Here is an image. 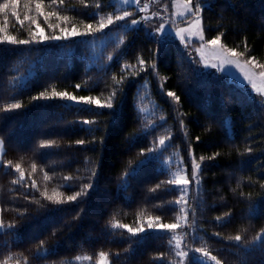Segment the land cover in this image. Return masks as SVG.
I'll return each mask as SVG.
<instances>
[{"label":"trees","instance_id":"obj_1","mask_svg":"<svg viewBox=\"0 0 264 264\" xmlns=\"http://www.w3.org/2000/svg\"><path fill=\"white\" fill-rule=\"evenodd\" d=\"M226 5L227 8L224 10ZM222 10L226 19H221ZM44 23L41 20L42 26ZM219 24L225 27L218 28ZM205 25L206 35L209 38L218 31H224V43L243 50L246 41L250 54L264 62V0H231L230 3L229 0H215L214 10L205 11ZM73 40L71 44L68 41H55L51 45L49 42H44L40 50L33 51L22 64L14 52H4L0 55V90H4L6 94L12 92L13 87L8 83L9 79L21 73L25 77L15 86L22 93L17 99L22 100L25 107L8 113L6 118L4 113H0V136L6 139V159L20 161V158L24 157L22 163L28 170L25 179L29 182L31 178H35L39 185L45 183L41 169L38 168L35 174L30 173L32 159L40 165H46L49 171L76 175L78 168L81 169V174H84L85 160L91 157L102 162L99 189L86 198V202L79 207L75 202L68 205H52L48 202L49 207L42 209L31 205L28 214L21 218L14 209L29 205L24 195L18 194L26 190L21 185L11 184L18 175L14 169L8 170L0 166V185H3L4 189L0 193V206L4 209V219L19 221L13 232L8 234L0 232V260H4L8 253H24L30 256L29 250H34L38 240L48 238L49 245H55V251L44 256L43 264L64 257L71 259L78 254L82 257L91 255V260L79 261L77 264H97L100 259L98 253L101 250L113 254L111 257L113 264H152L157 252L169 251L167 236L153 234L149 230L150 234L143 239V242L139 246L134 245L135 251L127 254L125 249L128 248L130 234L126 229L113 232L107 226L114 215L115 219H119L122 223L136 226L139 223V213L144 210L145 205L148 213L161 215L165 221L174 220V213L178 211H169L167 208L160 211L152 207L156 200L145 199L149 194V187L167 178L161 174L159 160L146 162L136 178L131 181L132 186L127 191L119 186V178L129 158L136 157L141 147H150L154 136L164 134L162 129H157L155 133H149L138 139L130 148L129 134L139 131L141 127L137 121L136 103L139 102L137 88L143 83L146 74L141 73L127 85L124 98L116 108L115 119L108 125L103 147L98 143L75 145L76 139H90V137H86L78 125L70 123L76 117L73 112L62 106L63 101L42 99L29 102L30 96L51 85H55L58 90L67 89L70 92L75 91L78 95H87V91L76 90L74 85L82 83L89 77L92 78L89 83H93L104 76L102 65L109 63L106 54L112 51L113 45L109 43L107 46H102L98 43L93 48L89 44L81 43L79 37ZM177 45L179 49H183L179 40H175L166 50H161L157 54L160 75L168 76L169 79L165 81L164 89H161L155 75L148 74L150 99L162 105L167 112L165 127L173 126V147L181 150L187 163L190 164L187 152L188 141L184 138V130L181 129L179 120L176 119L174 102L166 96L167 89L175 90L181 96L182 106L179 111L185 114L183 120L187 125L188 138L197 158L200 155L207 157L213 152H221L216 160L204 161L206 168L203 172L202 187L206 210L200 213L202 217L200 223L203 225L200 235L206 236L214 254L224 258L226 264H235L237 258L228 250L229 242L224 237L235 234L241 227L247 225L249 220L254 226L250 235L264 226V196L257 195L258 185L248 186L249 181H243L242 190L253 193L252 199L255 202L253 217L248 216V204L244 198L237 197L232 192L236 181L241 177L251 176L255 180L260 176L264 179V175L260 172L261 168H264V152L260 150V146L264 144V136H261V133H264V114L258 112L254 105L241 102V94L246 90L244 87L230 84L224 75L215 70H205L201 64H190L187 59L181 61ZM102 47L104 55L97 58ZM155 48L154 41L141 31L126 49L124 57L113 63L111 71L118 73L124 59L135 64V58L140 54L150 59ZM196 55L198 57V54ZM18 64H21L19 72L16 70ZM136 81H139V84ZM101 91H105L106 94L103 84L92 94L99 95ZM2 102L3 100H0V103ZM144 106L151 108L149 100L144 101ZM152 118L149 116V119ZM102 119H111L107 110ZM225 119L233 123L232 129L227 134L221 124ZM209 124L212 125L211 132L205 131ZM101 134L103 133H98ZM226 135H231L233 138L227 140ZM196 136H200L201 139L197 141ZM246 137L249 139L246 140ZM41 139L60 140L61 147L41 150L47 152L46 156H41L39 153L34 155L33 150ZM69 141L73 142L71 146L68 145ZM246 143L252 144L256 151L244 157H241L239 152H227L232 145L243 149ZM172 150L170 148L169 152ZM54 164L62 166L54 167ZM60 183L62 181L56 179L55 183L49 182V187H55ZM9 188H15L17 192H10ZM68 194H71V191H68ZM176 195L178 192L160 191L158 199L168 200ZM80 207L85 211L79 220H74ZM53 208L65 210L56 212L52 210ZM229 210L232 211L231 222L223 227L218 226L215 218ZM54 230L56 235L52 236ZM216 232L222 233V236L216 237ZM5 241L8 242L7 247ZM199 243L197 240L196 246H199ZM117 250L121 253L119 261H116L114 256ZM249 260L250 264H264V255L254 252L249 256ZM10 264H15L14 259Z\"/></svg>","mask_w":264,"mask_h":264},{"label":"snow or ice","instance_id":"obj_2","mask_svg":"<svg viewBox=\"0 0 264 264\" xmlns=\"http://www.w3.org/2000/svg\"><path fill=\"white\" fill-rule=\"evenodd\" d=\"M231 0H229V3ZM215 0H2L0 2V55L4 52H14L18 55L21 64L28 58L33 51H39L44 42L49 45L55 41H68L73 43V38L79 37L81 43L89 44L93 48L99 43L107 46L111 43L113 49L106 54V60L109 62L102 65L104 76L93 83L91 77L82 83H76V90L87 91V95H78L75 91L58 90L55 85L39 91L36 95L29 97V102L40 100H60L63 101V107L75 115L76 119L70 122L72 125H78L80 130L90 139L80 138L74 141L75 145H96L103 147L108 133V125L116 116V108L119 102L123 100L127 85L145 73L143 83L137 88L139 102L136 103L137 121L141 127L139 131L129 134L130 148L136 144L138 139L149 133H155L157 129H162L164 134L154 136L150 147H141L136 157L129 158L128 164L121 173L119 186L127 191L130 188L131 181L136 178L139 170L146 162L160 161V171L167 178L159 180L153 186L149 187L146 200H156L153 208L163 211L167 208L169 211H175V219L165 221L161 215L148 213L147 205L139 213V223L131 226L115 219V215L108 221V228L111 231L126 229L129 245L125 253L130 254L135 251L134 245L139 246L143 239L150 233L159 234L168 237L169 251L157 252L152 264H226V260L219 255L214 254L205 235H200L203 231V225L200 223L201 212L205 211V197L203 189V172L206 165L204 161H214L221 155V152H213L210 156L200 155L197 158L193 149L191 140L188 138L187 125L184 123V113L179 111L182 106L181 96L172 89L166 90V96L174 102V111L177 112L176 119L182 130L184 138L188 141V157L190 164L185 161V156L178 147H173V126L167 125V112L155 100L150 99L149 91L150 80L148 74H154L159 80L160 88L164 89V83L169 79L168 76H161L158 65V53L166 50L168 46L178 38L183 49L178 47V55L181 61L187 59L189 63L197 65L202 64L205 68L211 67L218 72H226L231 66L239 69L247 85L251 86V91H243L241 102L252 104L256 110L264 114V62L257 59L255 55L250 54L247 42L245 41L243 50L238 47L229 46L223 42L224 31H218L216 35L208 37L206 35L205 11H213ZM227 5L225 6L226 10ZM110 9V10H109ZM170 9H175L171 11ZM221 12V19H226ZM41 20L45 23L42 26ZM218 28H224L225 25L219 24ZM143 31L144 34L152 39L156 48L152 50L151 58L146 59L143 54L137 55L135 64L124 59L119 72L111 71L113 63L118 62L124 57V53L135 37ZM131 34V35H130ZM186 53V55H185ZM198 54V57L197 55ZM104 55L103 47L98 53L97 58ZM17 65L16 70L19 72ZM200 71V69H195ZM111 74L109 76V72ZM25 79L21 73L9 79V84L13 87L12 92L5 93L0 90V113L5 114L25 107L22 100L17 99L21 91L15 86ZM110 80V82H109ZM139 84V81H136ZM103 84L105 91L99 95H93L95 89ZM143 89V91H141ZM255 93L253 95L252 93ZM149 100L151 108L144 106V101ZM107 110L108 117L111 119H102ZM149 116L153 117L149 119ZM226 129V134L232 127V121L225 119L221 122ZM251 125L249 126V131ZM212 131V125L205 129ZM98 133H103L98 135ZM264 136V133H261ZM231 135H226L227 140H231ZM200 136H196L199 141ZM246 140L249 137L245 138ZM73 142L69 141L71 146ZM61 141L57 139L39 140L33 154L39 153L46 156L49 149H59ZM173 150L169 152V149ZM264 152V144L260 146ZM95 151V148H93ZM256 151L252 144H245L243 149L232 145L227 152H239L241 157ZM6 139L0 136V166L5 169H14L18 175L11 181L13 185H21L25 188L24 199L29 202L28 206L16 208V214L23 218L29 212L31 205H36L38 209L48 208V202L52 205H68L75 202L76 206L86 202L99 189V177L102 168L101 160L86 158L83 173L81 169H76L77 174L56 173L47 170L46 165H40L35 159L30 162V173L35 174L39 169L43 172L45 183L41 186L35 178L30 182L25 179L28 170L23 166L24 157L20 161L6 159ZM54 167H61L60 164H54ZM264 175V168L260 170ZM56 179L62 181L55 187H49V182L55 183ZM248 180L249 185H258L257 195L264 196V179L257 176L255 180L251 176L241 177L236 181L232 192L237 197H242L248 204V216L255 215V202L252 199V192L242 190L243 181ZM3 185H0V193L3 192ZM10 192L16 193L15 188H9ZM71 194H68V191ZM160 191L178 192V195L171 199H158ZM13 199L15 197H12ZM224 199V197H221ZM53 211L61 212L63 208H53ZM3 207L0 206V232L8 234L14 231L18 220H5L3 216ZM83 207L79 208L74 220H79L84 213ZM232 211H226L222 216L215 218L218 226L223 227L231 222ZM254 226L249 220L248 224L241 227L235 234H229L224 237L229 242L228 250L237 258L235 264H250L249 256L254 252L264 255V226L253 234H249ZM123 234V233H122ZM143 234V235H140ZM56 235L54 230L51 234ZM216 237H221L222 233L216 232ZM199 240V246L196 242ZM8 242L5 241V247ZM30 256L24 253H8L0 264H10L14 259L15 264H43L44 256L52 254L55 251V245H49L48 238L39 239L34 245V250H29ZM100 259L97 264H113L112 253L99 251ZM115 260L119 261L121 253L117 250L114 254ZM91 260V255L82 257L76 255L69 259L64 257L56 261H48L47 264H77L82 259Z\"/></svg>","mask_w":264,"mask_h":264},{"label":"rangeland","instance_id":"obj_3","mask_svg":"<svg viewBox=\"0 0 264 264\" xmlns=\"http://www.w3.org/2000/svg\"><path fill=\"white\" fill-rule=\"evenodd\" d=\"M170 3V1H169ZM171 11H174L175 9H170ZM178 40V38L176 39ZM202 65V64H201ZM202 67L205 70H215V72L220 73L222 75H224L227 78V81L230 84H235L237 86H242L244 87L247 91H251V86L247 85V82L243 79V75L242 73L239 71V69L235 68L234 66H231L227 69L226 72H218L216 69L211 68V67H207L205 68L203 65ZM252 94H255L254 92ZM85 257V256H84ZM81 261H90L89 259H82Z\"/></svg>","mask_w":264,"mask_h":264}]
</instances>
